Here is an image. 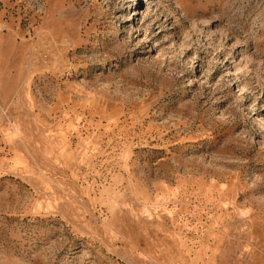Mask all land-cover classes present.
Instances as JSON below:
<instances>
[{
    "label": "rangeland",
    "instance_id": "rangeland-1",
    "mask_svg": "<svg viewBox=\"0 0 264 264\" xmlns=\"http://www.w3.org/2000/svg\"><path fill=\"white\" fill-rule=\"evenodd\" d=\"M0 264H264V0H0Z\"/></svg>",
    "mask_w": 264,
    "mask_h": 264
}]
</instances>
